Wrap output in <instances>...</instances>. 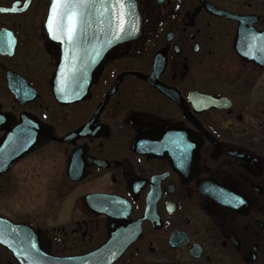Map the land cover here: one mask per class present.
Instances as JSON below:
<instances>
[{"label": "flooded vegetation", "instance_id": "flooded-vegetation-1", "mask_svg": "<svg viewBox=\"0 0 264 264\" xmlns=\"http://www.w3.org/2000/svg\"><path fill=\"white\" fill-rule=\"evenodd\" d=\"M132 1L0 0V264H264V0Z\"/></svg>", "mask_w": 264, "mask_h": 264}, {"label": "water", "instance_id": "water-1", "mask_svg": "<svg viewBox=\"0 0 264 264\" xmlns=\"http://www.w3.org/2000/svg\"><path fill=\"white\" fill-rule=\"evenodd\" d=\"M116 1H117V9H118L117 19L115 15V22L117 20L118 23L117 42L122 43L130 40L132 36H134L135 34H140L142 29L141 28L142 23L137 5L134 1L132 0H119V2L118 0ZM105 8L106 6H104V11ZM51 16H52L51 13H49L48 19H50ZM68 66H70L71 69H74V67L79 66V58L62 56L60 59L54 78L53 93L55 98L62 103L67 101L72 102L78 100L81 97V92L83 91V88L77 85L79 79L76 77L71 78V85L67 84L66 70ZM71 71L73 74H75L74 70ZM30 131L32 132L31 136L30 137L28 136L31 140L30 143L22 146L19 145L15 149L13 148L11 149L10 146L7 145L6 148L3 147L0 150V168H2L1 166L3 167L5 166V161H4L5 155H6V166H9V164H11L14 160L20 158L23 154H25L28 150H30L32 146H35L37 144L40 134L42 132V128L40 124H38V127L35 126L34 128H31ZM51 264H69V263L68 260L66 259H56Z\"/></svg>", "mask_w": 264, "mask_h": 264}, {"label": "snow or ice", "instance_id": "snow-or-ice-1", "mask_svg": "<svg viewBox=\"0 0 264 264\" xmlns=\"http://www.w3.org/2000/svg\"><path fill=\"white\" fill-rule=\"evenodd\" d=\"M118 2H119V0H118ZM55 3L56 4H63V6L67 7L71 3V0H55ZM4 10H6V9H4ZM53 11L54 12L56 11L55 6L53 7ZM74 15L75 14H72V16L69 17L70 23L73 25V27L69 28V36H71V33L74 30V19H73ZM49 24H50V29L49 30L51 31L52 30L51 29V21L49 22Z\"/></svg>", "mask_w": 264, "mask_h": 264}, {"label": "rangeland", "instance_id": "rangeland-1", "mask_svg": "<svg viewBox=\"0 0 264 264\" xmlns=\"http://www.w3.org/2000/svg\"><path fill=\"white\" fill-rule=\"evenodd\" d=\"M46 188L47 186H41V185L34 186V195L45 194Z\"/></svg>", "mask_w": 264, "mask_h": 264}]
</instances>
